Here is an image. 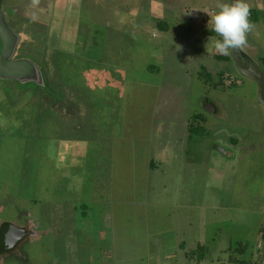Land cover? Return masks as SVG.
<instances>
[{
	"label": "rangeland",
	"instance_id": "374dc122",
	"mask_svg": "<svg viewBox=\"0 0 264 264\" xmlns=\"http://www.w3.org/2000/svg\"><path fill=\"white\" fill-rule=\"evenodd\" d=\"M121 1L57 9L66 14L53 20L44 55L66 84L57 102L65 106L47 111L37 99L30 117L17 92L0 101V221L19 223L30 206L40 232L0 264H264V108L256 83L213 57L218 37L208 27L229 0ZM246 2L260 11L258 24L250 13L243 48L257 60L264 0ZM36 54L25 55L41 65ZM132 102L143 105L142 122L129 124L140 114ZM196 114L199 135L188 129ZM10 121L27 123L12 134ZM145 156L157 170L143 169ZM14 180L23 191L7 200L4 186ZM27 191L34 201H24Z\"/></svg>",
	"mask_w": 264,
	"mask_h": 264
},
{
	"label": "flooded vegetation",
	"instance_id": "af4514ba",
	"mask_svg": "<svg viewBox=\"0 0 264 264\" xmlns=\"http://www.w3.org/2000/svg\"><path fill=\"white\" fill-rule=\"evenodd\" d=\"M0 1H3V0H0ZM46 1L47 0H42L41 5H43V6H40V7L33 5L30 0L18 2V3H15L14 5L9 6L7 11L0 6V10L2 11V13L4 14V16L6 18L7 25L18 36V41L16 44V50L12 56V59L13 60L26 59V60L31 61L38 68V70L41 74V80L38 83L33 82V81H28V80L20 81V80L15 79V78L5 79V78L0 77V83H2L0 85V101H3L4 99H6V97L11 95V93L17 92V94L19 95V99L24 98L20 101H23L24 103H28L27 107L30 108V110H29L30 117H31V113L33 114V110H34V108L31 107L32 103L34 105L36 103L37 99L39 101V104H38L39 107L44 106L48 102V107H47V105H45V110L50 109V108L57 109L59 106L60 107L65 106V105H61V104L58 105L57 102L58 103L61 102L58 98H61L62 90H64V93H66V84L64 82H61V84H58L56 82V79H58V78L51 74V70L49 67L50 63L44 54L47 51H49V49L51 48L48 46L49 44L47 43L46 40L51 35V30L54 28L53 23H56V22H53V20L57 19L58 17H62V16H64V14H66V13H61V14L55 15L56 13H58L56 11L59 7H62V6H65V7L61 8V9L66 10V7L68 6L67 2L69 3L71 0H50V2H48V3ZM51 1H52V3H51ZM156 1L158 2V0H156ZM78 2L82 6V4L88 2V0H78ZM121 2H124V0ZM157 2H155V9L160 11L161 9L159 10V8H160V6H162V4L159 5ZM123 4H125V3H123ZM153 5H154V3H153ZM33 7L39 8L40 12L38 11L37 14L41 15L40 16L41 19L44 18V17H42V14L45 15L44 12H42V10H47V8L50 7L49 11L46 12V15H48V17H46L45 19H42V21H40L39 18H35V16L29 14V12H28V14H26V12H24L25 9L31 11L30 8H33ZM67 10H68V7H67ZM254 10L256 12L255 24H258L260 11L257 7H255ZM10 19L13 23L18 25V29H14L11 26ZM28 24H31V25H34L35 27H37V30H39L38 32H40V33L36 32L35 30H32L31 28L28 29L29 28ZM36 39L38 40L37 44L31 43L33 40L36 41ZM2 48H3V39L0 36V55L2 52ZM38 48H39V51H38ZM29 50H30L31 54H35L36 52L38 53L35 56L39 55L38 58H36V59H38L40 61L39 63L41 65H39L38 63L31 60L29 57H27L25 55ZM243 52L245 55L251 57L248 54V52H246V51H243ZM214 54L215 55L218 54V55L223 56L222 58H217L216 56H213L215 59L225 60L228 63L230 62L232 64V66L234 67L233 62L231 61L230 52H229V54L224 55V54H220L218 52V50L215 49ZM263 55H264V53L260 54L258 59L255 60V62L257 63L259 68L264 73V65L261 61V57ZM224 56H227L228 59H225ZM45 68L48 72H46L44 74L43 72H44ZM234 70H235V68H234ZM229 76L231 77V75H229ZM255 87H256V93H257V85ZM24 94H26V95H24ZM132 94H135V91L132 92L131 95ZM65 97L66 96L64 95V98ZM255 98H256V94H255ZM263 98H264V94H263ZM256 101L258 102L257 99H256ZM209 102H206V105H207L206 108L208 110L216 112L217 107L213 106V104H211ZM12 104H14V103H12ZM132 104H135V103L132 102ZM258 104L261 107H263L259 102H258ZM197 115L203 120V118L199 114H197ZM9 117H11V116L4 114L5 119H8ZM30 117L26 121H30L31 120ZM0 120H2L1 116H0ZM26 123L27 122L24 121V122H15V124H14L10 121V124L14 125V127H15L13 129L12 134L14 133V131H18L17 129H19L21 127H25ZM26 127H27V125H26ZM29 128L33 129V126L29 125ZM188 128H189V123H188ZM3 129H4L3 123H0V131H3ZM25 136L28 139V143L31 144L32 140H30L31 139L30 137H32V135L30 136L27 133V135H25ZM231 142L232 141L230 139V143ZM39 144H40V147L43 145V143H41V142ZM59 145H61V141L59 142ZM53 146H55V145L51 144L50 148H53ZM47 147L48 146H45V152L47 151ZM219 150L224 153L223 150H221V149H219ZM72 152H73V150H72ZM228 152L229 151H227L226 154H228ZM149 164H150V167L153 171H155V168L158 169L157 165L154 162L153 157L150 159ZM23 166H25V165H23ZM19 171H20V168L18 167L17 174ZM4 187H5V193H4L5 197L4 198L5 199L8 198L9 200L11 198L15 199L16 196L20 197L21 196L20 193L23 191L22 186H20L18 184V181H16V180L11 181V186H4ZM26 187H29V186H26ZM3 189L4 188L0 186V190L3 191ZM29 197H30V194H29V191H27L24 195V198H23L24 201H34V199L32 200ZM0 199H2V197ZM30 208H31L30 206H28V208H26V206H23L22 208H20V211L21 210L23 211L24 218L19 223L7 221V220L0 221V226L4 225L5 230H6L5 234H4V249L6 246L5 245V238H6L7 233L9 232L10 228L18 230V237L20 236V238L18 239V242L14 245V247H12V249H16L25 241L34 239L37 236H39L40 232H38L36 230V228H39V227H37L36 218L30 212ZM12 249H8V250H12ZM8 250H6V251H8Z\"/></svg>",
	"mask_w": 264,
	"mask_h": 264
},
{
	"label": "water",
	"instance_id": "95a60500",
	"mask_svg": "<svg viewBox=\"0 0 264 264\" xmlns=\"http://www.w3.org/2000/svg\"><path fill=\"white\" fill-rule=\"evenodd\" d=\"M232 2V0H229ZM0 36L3 39V48L0 55V77L5 79L15 78L20 81L28 80L38 83L41 74L38 68L29 60H13L18 36L7 25L6 18L0 10ZM244 49L230 50V57L236 71L243 77L256 82V99L264 107V73L252 57L244 54ZM18 230L10 228L5 238V249H12L18 242Z\"/></svg>",
	"mask_w": 264,
	"mask_h": 264
},
{
	"label": "clouds",
	"instance_id": "9594fccd",
	"mask_svg": "<svg viewBox=\"0 0 264 264\" xmlns=\"http://www.w3.org/2000/svg\"><path fill=\"white\" fill-rule=\"evenodd\" d=\"M33 4L38 0H32ZM217 11L209 15L208 27L218 39L214 47L220 54L227 55L230 50L242 49L247 44V35L252 29L250 7L246 0L219 2Z\"/></svg>",
	"mask_w": 264,
	"mask_h": 264
},
{
	"label": "trees",
	"instance_id": "16d2710c",
	"mask_svg": "<svg viewBox=\"0 0 264 264\" xmlns=\"http://www.w3.org/2000/svg\"><path fill=\"white\" fill-rule=\"evenodd\" d=\"M250 13H251V18H252V20L255 22V20H256V12H255V10H250ZM157 26L160 28V29H163V30H168L169 28V25L167 24V22H163V21H161V22H159L158 24H157ZM216 57L217 58H222L223 56L222 55H218V54H216ZM224 58L225 59H228V57L227 56H224ZM261 61H262V63H263V65H264V55L261 57ZM202 120L197 114L196 115H193L192 117H191V120H190V122H189V133L191 134V132H192V134L193 133H196L197 132V134L199 135V134H201V130H200V128L199 127H196V126H193V121H195V120ZM3 225V224H2ZM5 226L3 225V226H0V256L1 255H3L4 253H6L7 251L4 249V234H5ZM263 238H264V236H263Z\"/></svg>",
	"mask_w": 264,
	"mask_h": 264
},
{
	"label": "crops",
	"instance_id": "0c3cea01",
	"mask_svg": "<svg viewBox=\"0 0 264 264\" xmlns=\"http://www.w3.org/2000/svg\"><path fill=\"white\" fill-rule=\"evenodd\" d=\"M130 107H131V109H134V108H136L135 110H138L139 112H140V114H135V116H134V118H133V120L132 121H130L129 122V124L131 123V122H134V121H136L137 119V122H139V120L142 122L143 120H144V118H140V115H141V109H143L144 107H143V105H140V106H137V104H131L130 105ZM131 124H133V123H131ZM138 135V133L136 134V136ZM77 143H78V141H76L73 145L75 146V147H78V145H77ZM138 147H140V142H138L137 141V143L135 144V148L136 149H138ZM75 153H74V155H76L79 151H81V149H78L77 150V152L75 151V150H73ZM124 153V152H123ZM140 159H142L141 157H139ZM111 160L112 161H114L115 160V158H111ZM143 161H144V164H143V169L146 171V172H152L153 170L151 169V167H150V164H149V156H145V158H143ZM153 161V160H152ZM155 170H157V168H155ZM110 172H111V170H110ZM114 173V170L112 169V173L111 174H113ZM111 180H112V184L110 185L112 188H111V190L113 191V195H114V192H115V185H113L114 183H115V180L113 181V176H111ZM113 185V186H112ZM110 211L109 212H112V214L115 212V210H114V208L116 209V204H115V202H112V203H110ZM109 210V209H108ZM115 216H116V214H115Z\"/></svg>",
	"mask_w": 264,
	"mask_h": 264
}]
</instances>
